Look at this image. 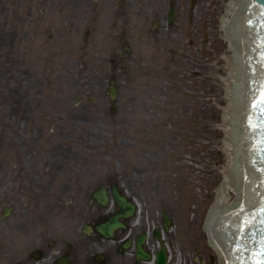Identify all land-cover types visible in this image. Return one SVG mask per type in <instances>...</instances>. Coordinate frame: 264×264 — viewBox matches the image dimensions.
Here are the masks:
<instances>
[{
  "label": "rangeland",
  "instance_id": "1",
  "mask_svg": "<svg viewBox=\"0 0 264 264\" xmlns=\"http://www.w3.org/2000/svg\"><path fill=\"white\" fill-rule=\"evenodd\" d=\"M231 1L176 0L169 24L170 0H0L1 107L29 112L0 148L12 160L0 176L27 165L36 189L0 219V264H43L33 254L53 241L72 245L74 264L98 252L136 264L118 241L81 232L88 184L107 178L160 221L168 212L176 250L220 264L204 224L231 159Z\"/></svg>",
  "mask_w": 264,
  "mask_h": 264
},
{
  "label": "water",
  "instance_id": "2",
  "mask_svg": "<svg viewBox=\"0 0 264 264\" xmlns=\"http://www.w3.org/2000/svg\"><path fill=\"white\" fill-rule=\"evenodd\" d=\"M232 19L236 28L231 36L235 41L237 36H242L244 57L241 60L237 54V48H234L232 54L236 58L234 68L240 71V79L231 82L237 96L232 95L231 104L235 110L228 119L230 127L227 137L229 134L231 139L234 137L235 149L232 151V165L236 172L233 178L234 188L240 173H245L244 197L241 203L245 201L246 205L235 215L233 212L236 209L227 210L226 214L230 215L224 216L219 221L217 219L222 213L220 210H213L208 220V228L218 247L222 248L227 257H230L231 264H258L260 259H264L259 255L262 241H264V231H262L264 224L259 223L260 217L255 213L260 204L264 203V158H262L264 154L256 151V148L260 147V137L259 129L253 127L257 122V108L253 101L259 96L258 90L264 82V55H262L264 53V0H253V2L247 0L244 15H240L239 18H234L232 15ZM113 85L114 82H112L111 90L115 91ZM115 197L125 211V215L134 212V206L117 190H115ZM117 217L98 227V231L106 238H113L115 228L122 226ZM165 218L168 227L169 220L166 214ZM245 221L252 226L242 227ZM214 224L216 228L213 231ZM141 243L138 245V256L148 260L150 256L142 249ZM99 261H103L101 257ZM166 262L167 248L164 246L158 254L156 264H166Z\"/></svg>",
  "mask_w": 264,
  "mask_h": 264
},
{
  "label": "flooded vegetation",
  "instance_id": "3",
  "mask_svg": "<svg viewBox=\"0 0 264 264\" xmlns=\"http://www.w3.org/2000/svg\"><path fill=\"white\" fill-rule=\"evenodd\" d=\"M169 6L170 8L168 18L169 20H171L172 14L174 16L177 14L176 0H170ZM0 100V148H3L4 143H7L8 134L11 133V131H14V133H16L18 124H21L24 121L25 114H29V112L28 110L21 111V109L23 108L21 106H18L17 103L22 104V102H17L16 100L15 101L17 103H14L11 108L7 106H5V108H2L1 105H3V96L0 97ZM19 113H21L22 115L20 122L18 120V115H20ZM7 148L12 147L8 146ZM24 159L25 157L22 156L21 163L24 162ZM0 161L1 168L2 163L4 165H10L12 162V160L10 161V159H7V157H4V159H0ZM58 163L61 164L60 168H62L64 163L63 160H59ZM26 166L20 170H17L16 176H14L15 172L9 171L6 172L4 176H0L1 220L10 219L13 216L17 207L22 206L21 200L23 199L24 195L32 196L35 193L36 189L34 188V181L31 178L24 177L21 174L22 171L26 169ZM25 182H27V187L25 185ZM88 186H91V189L90 193L87 195L88 197L86 211L83 215L79 214V216H82V218L84 219L82 233L87 236L95 235L97 237H100L99 233L97 232V227L100 224L105 223L107 220L121 211L113 198L114 187L118 186V183L107 178L106 181L101 184H95L93 186L91 183H89ZM119 190L122 192L121 188ZM99 196L101 197L102 201L98 199ZM27 205L30 206V202L28 199L26 203H24L25 207H27ZM120 220L125 224V228H122L115 233L116 239L118 241H121L118 249L121 248L124 243L129 241L131 244L130 249L134 251V260L137 263L143 262L137 259V244L138 241L143 237H145L143 246L147 251H152L157 246L161 248L162 239L166 243L168 242L171 246L174 245V232L172 223L170 229L167 230L164 226L163 218L162 223H159L156 213L152 211L146 213L141 211L139 216L138 212H136L135 216H133L132 218H121ZM72 252L73 248L70 244L67 247H63L59 245L57 241H53L50 242L47 246L44 244L38 245V250L33 254V258L36 259L37 256H40L39 259L45 262V264H56L57 262L64 259H68L70 264H74ZM182 261L187 262V256L182 257ZM178 262L179 256L174 254L172 256L170 264H177ZM90 263L95 264V256L92 258ZM19 264L27 263L21 262Z\"/></svg>",
  "mask_w": 264,
  "mask_h": 264
},
{
  "label": "bare ground",
  "instance_id": "4",
  "mask_svg": "<svg viewBox=\"0 0 264 264\" xmlns=\"http://www.w3.org/2000/svg\"><path fill=\"white\" fill-rule=\"evenodd\" d=\"M246 5H247V0L231 1L229 3V8L227 10V14H229L230 17L224 18L223 25H222V30L225 32L226 39L229 40L230 46L232 47L233 50L234 48H237V54H239L241 60H243V57H244L243 38L242 36H237V39L235 41V39L231 36V34H234L235 28H236V24L235 22H233L232 15L234 16V18H239L240 15H244ZM231 60H232V66H233V71L231 75L233 80L231 82H234L235 79H240V71L239 70L236 71L234 68L236 58L232 56ZM231 82H230V89H231V100H232V95L234 94L235 96H237V92H235V89H232ZM234 110H235V107L234 106L232 107L231 105L230 109L228 110V115L229 116L232 115V112ZM229 140H230L229 142H231L232 151H233V149H235V145L233 144L234 137H232V139L230 138ZM227 170L228 171L226 172L225 186L222 189L223 192L219 193L217 204L214 206V210H220L221 213H226L227 210H235L234 205L227 202L229 198V192L227 193V190H230V189L234 190L237 193L238 201H241L244 197L243 181H244L245 173H240L239 177L236 180V185L234 188L233 178L236 172L232 165V162H231V165L229 166V169ZM236 186H238V188H236ZM211 243L214 245V247L217 249L219 253H224L222 248L218 247V244L217 242L214 241V239L211 240Z\"/></svg>",
  "mask_w": 264,
  "mask_h": 264
},
{
  "label": "snow or ice",
  "instance_id": "5",
  "mask_svg": "<svg viewBox=\"0 0 264 264\" xmlns=\"http://www.w3.org/2000/svg\"><path fill=\"white\" fill-rule=\"evenodd\" d=\"M264 55V53H262ZM259 96L254 98L253 104L257 108L256 112V124L253 125V127L259 129V144L260 147L256 148V151L259 153L264 154V82L261 83L260 88H259ZM264 158V157H262ZM256 215L260 217L259 223L264 224V203H261L259 208L256 210ZM251 227L252 225L249 224L247 221L242 223V227ZM264 231V229H262ZM260 257L264 258V241H262V247L259 253ZM258 264H264V259H260Z\"/></svg>",
  "mask_w": 264,
  "mask_h": 264
}]
</instances>
